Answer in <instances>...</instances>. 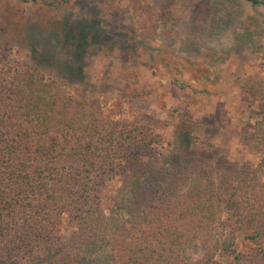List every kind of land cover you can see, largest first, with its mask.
<instances>
[{
    "label": "trees",
    "instance_id": "1",
    "mask_svg": "<svg viewBox=\"0 0 264 264\" xmlns=\"http://www.w3.org/2000/svg\"><path fill=\"white\" fill-rule=\"evenodd\" d=\"M62 23L63 58L30 47L19 58L0 28V264H264V88L258 162L213 161L190 131L166 143L81 91L84 58L121 46L125 25ZM263 25L250 16L238 41L264 38Z\"/></svg>",
    "mask_w": 264,
    "mask_h": 264
},
{
    "label": "rangeland",
    "instance_id": "2",
    "mask_svg": "<svg viewBox=\"0 0 264 264\" xmlns=\"http://www.w3.org/2000/svg\"><path fill=\"white\" fill-rule=\"evenodd\" d=\"M79 15L120 23L128 31L120 33L121 46L95 48L86 55L83 94L103 103L112 116L150 123L166 143L190 131L191 148L204 149L213 161L258 162L251 140L264 88V38L244 43L238 38L250 16L264 24V5L246 0H68L52 8L40 1L0 0V28L14 40L19 58L30 48L63 58L58 32L62 22ZM115 186L113 181L108 191ZM60 230L70 231L66 215ZM250 247L241 240L236 246L241 251Z\"/></svg>",
    "mask_w": 264,
    "mask_h": 264
}]
</instances>
